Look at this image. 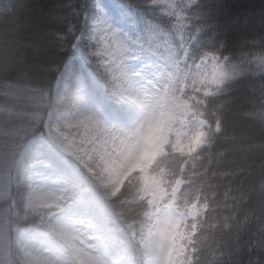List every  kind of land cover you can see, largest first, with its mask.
<instances>
[{"label": "trees", "instance_id": "obj_1", "mask_svg": "<svg viewBox=\"0 0 264 264\" xmlns=\"http://www.w3.org/2000/svg\"><path fill=\"white\" fill-rule=\"evenodd\" d=\"M238 1L0 0V128L19 114L26 125L32 100L43 115L0 134L11 264L49 246L73 256L72 220L107 264H264V0ZM42 41L48 69L17 72L23 46ZM136 90L147 106L165 90L176 105L164 141L158 124L142 166L113 187L100 164L123 155L117 129L138 110ZM46 119L80 128L55 144Z\"/></svg>", "mask_w": 264, "mask_h": 264}, {"label": "rangeland", "instance_id": "obj_2", "mask_svg": "<svg viewBox=\"0 0 264 264\" xmlns=\"http://www.w3.org/2000/svg\"><path fill=\"white\" fill-rule=\"evenodd\" d=\"M237 2H235L236 4ZM124 18H128V15L124 12H122ZM264 18V16H263ZM245 21H237V27H235V31H241L243 29V25ZM34 23V22H33ZM230 23L225 27L227 30H230ZM35 24V23H34ZM28 28H34L33 24L26 25ZM114 28L109 27V33L114 36H118L117 33L113 30ZM39 37L44 40V35L46 34V31L43 29L39 30ZM45 42V43H44ZM42 41V44L40 46H35L34 48H28L29 46L24 45L23 48L19 51V57L15 59V63H17V69L22 73H36L35 76H40L41 73L45 72L48 69V66H46L48 61H51L53 58V55L48 52L49 50L47 48H50V44L47 41ZM159 50L162 52V58L164 63V69L163 73L169 72V68L173 66L171 55L169 53L168 48L164 47L163 44H159ZM26 57L28 59L26 60ZM6 68H9L12 65H9L5 63L4 65ZM25 70V71H23ZM33 77V76H32ZM250 87L248 88V90ZM136 103L138 105V110L132 115L131 120L128 125L121 127H118V137L121 140V145L123 148V155H130L137 150L140 149L143 141H144V132L145 130L150 129L152 136H151V142L154 141L155 130L158 124H160L161 132H159V138L164 141L165 133L167 132L168 128L170 127V120L172 119V115L174 112V108L176 105V102L173 101L170 94L167 93V91L162 92V97L158 99L155 95L154 99L155 101L151 106L146 105V98L144 97L143 93L141 91L136 90ZM32 99V98H31ZM34 99V98H33ZM161 102V106L159 108ZM40 103L38 100H32V110L30 113V116H24V121L27 122L26 125H20L19 123H16V119L21 118V115L10 117L5 124L4 129L0 128V134H7V133H13L17 132V135L19 133L25 132L30 126H28V123L30 121L37 122L38 120L42 119V111L40 110ZM161 110H164L163 113H161ZM147 116V120H144V117ZM161 116V120L159 121V117ZM242 116L241 113H234L233 119L236 121ZM144 121L141 123V121ZM237 122V121H236ZM78 126L74 125H67V126H61V125H52L49 120H45V135H48L50 140L55 144H61L60 137L64 134L72 133L78 131ZM248 128L254 129L255 127L253 125H248ZM259 135L264 136V128H259V130H256ZM15 134V133H14ZM264 146V142L260 143V145ZM246 149V148H245ZM147 151L143 152V158ZM10 154V153H9ZM13 155H9L7 157V166L10 165V160L12 159ZM142 166L141 164L135 165L133 168H130L128 172L126 173V176H130L137 168H140ZM7 170V168H6ZM8 179L7 171L3 170L2 175L0 176V186L3 188L2 193L6 195V182ZM44 179H47V182L54 183V185L59 186V182L57 183V179L54 180L53 176H45L40 178L38 181H43ZM109 182L106 183L108 186ZM105 185V184H103ZM50 191L41 192L40 196L44 197L47 196V198H51ZM48 203L51 202V199L47 201ZM1 215L3 214L2 211ZM5 214L2 215L3 219L0 220V258L3 261V264H11L9 260V230L7 228L6 222H5ZM85 226L82 222L77 221H71L69 222V235L73 238V241L77 243L75 253L73 256H66L64 254H60L57 249L53 246H49L48 249L45 250H35L31 253L30 259L34 264H73L74 261H78L79 264H107L104 258H102L101 254V247L99 238H86L85 241L79 240L74 235H78V231L81 227ZM87 231L90 230L89 225L86 227ZM86 241H91L92 244H87ZM94 243V244H93Z\"/></svg>", "mask_w": 264, "mask_h": 264}, {"label": "clouds", "instance_id": "obj_3", "mask_svg": "<svg viewBox=\"0 0 264 264\" xmlns=\"http://www.w3.org/2000/svg\"><path fill=\"white\" fill-rule=\"evenodd\" d=\"M227 60V58H225ZM147 120V116L144 117ZM144 121L142 120L141 123ZM151 130H145L144 141L139 150L130 155H118L114 161L101 162L100 168L104 171L101 173L102 179L112 183L113 187L120 182V179L137 164L144 162L143 152L149 151L151 144Z\"/></svg>", "mask_w": 264, "mask_h": 264}, {"label": "snow or ice", "instance_id": "obj_4", "mask_svg": "<svg viewBox=\"0 0 264 264\" xmlns=\"http://www.w3.org/2000/svg\"><path fill=\"white\" fill-rule=\"evenodd\" d=\"M51 227H53V230L54 231H56V229H55V227L54 226H51ZM64 239H66L67 240V242L69 243V244H71V240L70 239H68L63 233H59Z\"/></svg>", "mask_w": 264, "mask_h": 264}, {"label": "bare ground", "instance_id": "obj_5", "mask_svg": "<svg viewBox=\"0 0 264 264\" xmlns=\"http://www.w3.org/2000/svg\"><path fill=\"white\" fill-rule=\"evenodd\" d=\"M238 0H236V2H237ZM239 2V1H238ZM238 4V3H237ZM238 8H240V7H242V5L240 4L239 6H237Z\"/></svg>", "mask_w": 264, "mask_h": 264}]
</instances>
